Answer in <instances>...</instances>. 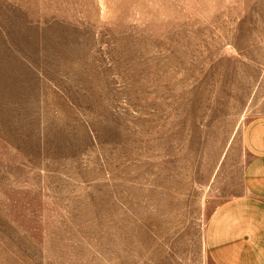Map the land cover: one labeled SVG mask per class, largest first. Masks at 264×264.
Instances as JSON below:
<instances>
[{"label": "rangeland", "instance_id": "rangeland-1", "mask_svg": "<svg viewBox=\"0 0 264 264\" xmlns=\"http://www.w3.org/2000/svg\"><path fill=\"white\" fill-rule=\"evenodd\" d=\"M264 114V0H0V264H211Z\"/></svg>", "mask_w": 264, "mask_h": 264}, {"label": "crops", "instance_id": "crops-1", "mask_svg": "<svg viewBox=\"0 0 264 264\" xmlns=\"http://www.w3.org/2000/svg\"><path fill=\"white\" fill-rule=\"evenodd\" d=\"M241 193L212 214L204 246L211 264H264V114L243 124Z\"/></svg>", "mask_w": 264, "mask_h": 264}]
</instances>
